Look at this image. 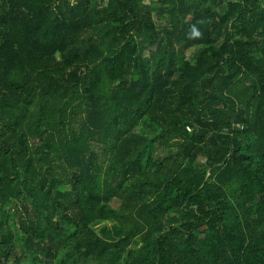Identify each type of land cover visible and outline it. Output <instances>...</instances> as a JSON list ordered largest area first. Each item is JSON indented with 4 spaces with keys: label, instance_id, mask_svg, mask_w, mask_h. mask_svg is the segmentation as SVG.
<instances>
[{
    "label": "trees",
    "instance_id": "1",
    "mask_svg": "<svg viewBox=\"0 0 264 264\" xmlns=\"http://www.w3.org/2000/svg\"><path fill=\"white\" fill-rule=\"evenodd\" d=\"M0 264H264V0H0Z\"/></svg>",
    "mask_w": 264,
    "mask_h": 264
},
{
    "label": "rangeland",
    "instance_id": "2",
    "mask_svg": "<svg viewBox=\"0 0 264 264\" xmlns=\"http://www.w3.org/2000/svg\"><path fill=\"white\" fill-rule=\"evenodd\" d=\"M158 7H159V4L153 3L152 8H153L154 22L156 23V26H157L159 33H162L163 30L166 28L167 21H168V15H162L161 17L157 16ZM171 148H172V150L175 151L176 146L173 144L171 146ZM159 150H162L161 146L159 147ZM166 152H167V148H166ZM61 188H65V187L62 186ZM116 205H118V204H116V203L110 204L111 207H115ZM27 255H28V259H31L30 253H27Z\"/></svg>",
    "mask_w": 264,
    "mask_h": 264
},
{
    "label": "clouds",
    "instance_id": "3",
    "mask_svg": "<svg viewBox=\"0 0 264 264\" xmlns=\"http://www.w3.org/2000/svg\"><path fill=\"white\" fill-rule=\"evenodd\" d=\"M195 35H198V33H194Z\"/></svg>",
    "mask_w": 264,
    "mask_h": 264
}]
</instances>
